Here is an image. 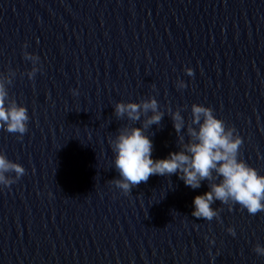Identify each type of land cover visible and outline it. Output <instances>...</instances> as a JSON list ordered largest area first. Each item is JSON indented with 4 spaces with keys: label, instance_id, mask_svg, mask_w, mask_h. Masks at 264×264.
Returning a JSON list of instances; mask_svg holds the SVG:
<instances>
[{
    "label": "clouds",
    "instance_id": "obj_1",
    "mask_svg": "<svg viewBox=\"0 0 264 264\" xmlns=\"http://www.w3.org/2000/svg\"><path fill=\"white\" fill-rule=\"evenodd\" d=\"M23 55L33 65L27 72L31 80L40 71L37 67L40 57L28 51ZM184 71L188 76L194 75L190 67ZM15 76L16 72L11 69L7 73L0 72V129L17 134V139L22 140L28 132L30 117L28 109L10 97L8 86ZM176 87L184 89L187 85L183 80H177ZM71 91L73 95L79 94L76 89ZM182 111L181 108L167 109L176 133L178 151L170 152L163 159H153V142L147 133L151 126L159 127L165 116L157 99L149 97L139 102H117L114 105L115 116L126 118L131 124L119 128L115 137L109 140L114 153V167L119 173V178L110 182L128 195L132 188L146 183L154 175H177L185 186L193 190L207 181L208 191L194 197L191 214L206 221L219 220L222 209L213 207L217 201L227 205L229 211L234 205H239L252 216L264 212V175L240 158L243 139L236 129L217 118L211 107L192 104L191 119L187 122ZM137 122L140 127L133 126ZM24 175L26 170L20 163L0 152V186L8 187ZM227 231L233 237L236 235L231 227ZM253 251L264 257L261 244L257 243Z\"/></svg>",
    "mask_w": 264,
    "mask_h": 264
}]
</instances>
